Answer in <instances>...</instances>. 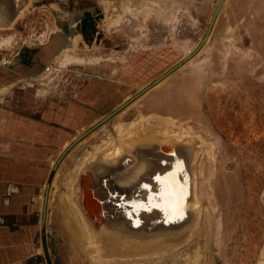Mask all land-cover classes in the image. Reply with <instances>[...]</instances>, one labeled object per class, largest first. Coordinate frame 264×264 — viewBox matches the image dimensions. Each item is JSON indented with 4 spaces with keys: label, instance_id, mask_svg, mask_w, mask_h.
<instances>
[{
    "label": "rangeland",
    "instance_id": "obj_1",
    "mask_svg": "<svg viewBox=\"0 0 264 264\" xmlns=\"http://www.w3.org/2000/svg\"><path fill=\"white\" fill-rule=\"evenodd\" d=\"M120 1L0 0V13L4 12L3 17L6 16L5 22L0 24L3 27L0 28V37H13L10 46L0 47V89L7 87V91L0 95V107L25 118L45 116L51 121L52 138L59 137V131H56L62 129V134L66 135L62 139L69 144L73 138L91 128L95 120L126 102L114 115L67 150L57 163L47 190L43 221L50 264H90L92 258L89 253L94 254V246L98 247L103 260L113 261L112 258L117 255H109L94 239L88 243L90 248L79 249L61 221L59 198L67 192L63 181L73 176L72 168L76 162L107 137L114 120H133L140 110H158V115L175 119L179 130H184L183 134L187 132V142L186 138L182 140L184 135L179 139L180 143L189 147L196 158H192L195 160L191 162L192 166L195 165L192 170L197 169L198 173L201 170V175L192 177V181L196 179V184L198 181V188L205 183L208 189L206 193L203 189V195L202 188L197 193L200 196L201 192L202 196L199 228L193 233L197 242H192L194 237L184 240L177 247L179 257L174 260H177L175 264H187L184 257L189 252L186 250L192 252L190 256H195V251L198 254V257L195 256L197 259L192 257V262L188 264H258L264 246V0H225L203 48L206 58L202 65L191 71L186 69L187 62H184L158 85L151 83L181 60L178 48L171 45L172 32H168L170 28L160 16L146 15L141 9L133 10L131 14L125 9H118ZM175 4L183 12L175 31L176 39L199 42L215 0H179ZM107 6L121 14L118 25H105V19L110 15L105 9ZM85 12L92 20L90 25L87 20L81 23ZM189 16L196 20L195 23ZM140 23H143V28H139ZM131 28L136 33L142 30L139 33L142 38L134 47L129 46L124 36L130 35L127 30ZM229 30L232 35L225 40ZM79 31L83 32V37L78 35L77 54L84 55L86 43H91L95 50H87L85 55L93 53L105 59L116 52L123 56L121 63L100 60L93 65L58 69L53 72L51 83L43 82L47 83L45 92L36 91L42 87L37 83L28 87L25 84L27 80L42 78L49 70L57 51V48L53 50L54 44L65 45ZM119 34L121 37H118ZM141 40L145 48L140 46L143 45ZM120 111L123 112L117 118L115 115ZM146 130L144 128L141 134L148 132ZM62 145H53L51 167L62 152ZM162 145L167 153L174 147L173 143L166 141ZM197 146L202 149L199 155ZM100 167L98 177L102 178L105 172L108 173H104L107 178L110 174L108 166L103 163L98 169ZM88 170L82 179L85 187L82 193L88 194L84 197L87 203L95 201L93 203L97 207L88 208L87 212L97 220L95 215L100 211L98 202L96 204L98 200L92 195L94 177ZM43 190L44 186L37 194L36 209L33 211L37 214L36 230H31V240H18L17 236L22 235H14L13 240H8L7 234H2L5 239L0 240V264H46L37 230ZM208 221L216 225L213 230L209 229L211 223ZM169 255L165 254L164 259L168 257L169 260L166 263L165 259L163 264L172 263L173 258L171 260ZM119 257L114 261L124 264L123 258L127 256ZM129 257L133 259L135 256Z\"/></svg>",
    "mask_w": 264,
    "mask_h": 264
},
{
    "label": "bare ground",
    "instance_id": "obj_2",
    "mask_svg": "<svg viewBox=\"0 0 264 264\" xmlns=\"http://www.w3.org/2000/svg\"><path fill=\"white\" fill-rule=\"evenodd\" d=\"M175 1L178 2L179 0H122L120 1L118 9H125L124 11H127L129 14H131L133 10L138 11L141 9L144 13H146V15L155 14L158 17L160 16L165 24H168V27L170 28L168 32H172L170 34L171 45L178 48V51L180 52V59H182L193 52L198 42H191L187 39L185 40V38L183 39V41H178L176 39L175 31L177 25L179 24L178 20L180 19L179 17H181L180 14H182L183 12L180 10V6L175 4ZM216 1L217 0H215V4ZM224 1L225 0H223L222 5L224 4ZM183 6L187 7V5ZM142 7L144 9H142ZM186 7H184V11ZM214 8L215 5L211 10L210 18L214 11ZM105 9H107L109 11L108 13L110 14L105 19V25L107 27L118 25L121 14L117 10H114V8L110 10L108 6L105 7ZM187 12L188 11H186V13ZM3 14L4 12L0 13V24L5 22L6 19V16L4 18ZM139 14H142V12H139ZM215 17H217V15ZM190 19L192 18L190 17ZM195 21L196 20L192 19L193 23H195ZM139 28H143V23H140ZM132 29L133 28L127 30L130 35H124L126 36V40H128V42L130 43V45L128 44L130 47H134V45L139 44L138 41H140L139 39L142 38L141 34H139L140 32H142V30L139 29L140 32L136 33L135 29V32ZM231 32L229 30V32L226 33L225 40L230 38V35H232ZM82 33L80 32L77 33V35L71 36L68 42L63 46H59V44L55 43L53 50L57 48V51L55 53V56L51 59L52 61L50 62L51 66L49 70H47L42 78L27 80L25 84H27L28 87H32L34 83H37L42 87H40V89H37L36 91L45 92V86H47L48 82L51 83L52 74L58 69L60 70L70 66L83 67L87 65H93L100 60H106L109 63L113 64L121 63V61L123 60V56L117 55L116 52H113L112 57H106L105 59H102L99 55H94L93 53H88V55H85V53H87V50H95V46L91 43H86V48L83 51L84 55L77 54L76 52H78V46L76 42L78 41L77 39H79L80 36L83 37ZM133 34L135 36H132ZM119 35L118 37H121V35ZM207 39L203 43L199 51L190 60L187 61L186 69L195 71L197 67L202 65L203 59L206 58L205 53H203V48L206 46ZM12 41V35L0 37V47L10 46V43ZM140 46L144 48L146 47L145 44ZM142 70L144 71V69ZM44 81H47V83H43ZM161 82L162 81L158 82L157 85ZM6 91V86L5 88H1L0 95L4 94V92ZM149 108L151 109L152 107ZM122 112L123 111H120L115 116L117 118H120L119 115ZM158 112V110H151L147 112H142L140 110L133 120L122 121V119H115L111 127L112 130H110V132L108 131L107 137L105 136L106 138L102 140L101 143L96 144L93 151L84 153L83 156L78 160V162L75 161L76 164L72 168V171L74 173L73 176L69 179H67V177L65 181H63L67 192H63L60 195L58 211L61 216L62 223L65 224V227L69 232L70 238L72 239V241H74V244L78 246L79 249H84L85 246H87V248H90V244L88 243H90V241L94 239L99 242V247L105 249L109 255L113 254L115 256L117 254L118 257L127 256V258H123L124 264H163V261H165V259H167L166 263H168L169 258L167 257L164 259V257L165 254L167 256L169 255V253L172 254L169 255L170 259L173 258V261H170L172 262L171 264H175L177 263L179 257V253L177 254V247L182 242H184V240H191L194 237L193 233L194 230L197 231L199 228L198 224L201 216V209L199 206L200 200L202 198L201 192L203 195V189H205V193L208 192V189L205 186L206 184L202 183L204 184L201 187L203 191L201 190L200 196L197 195L198 190H200L201 188H198V181L196 184V179L192 181V177L198 178V175H201V170L199 173L197 169L196 171L192 170V167L195 166H192L191 163L193 162L192 160H194L192 158H195L193 157L192 150L189 147L182 146L180 143L179 139L181 137H184L185 135L183 134L184 130L183 128L181 129L183 131L179 130L175 119L158 115ZM99 120H95L93 122V125L91 126L97 124ZM180 124L181 123H179V125ZM143 127L147 129L148 132H144V134L142 135L141 132L144 129ZM186 136H188L187 132L185 137L181 139L184 141L186 138L185 141L187 142L188 137ZM192 140H190L189 142H191ZM164 141L173 143L174 147L170 149V153H167L165 151V148L162 145ZM67 145L68 143L63 144L61 146V151ZM201 145H203L202 140ZM198 147L199 146H197V148ZM200 149L201 148H198V150H196L197 155H199V153L201 152L202 149ZM207 153L209 154V152ZM102 161L104 163V166H108L106 167L108 171L105 168V170L110 173L108 177L106 176L107 178H105L104 175L108 173L105 172H103V174L101 175L104 178L98 177V173L102 169L101 167L98 169V166H100V164L103 165V163H101ZM92 168L93 170H91ZM87 169L90 170L93 175L92 177H94V189L91 188V190L93 189V193H90H92V195L98 200L96 201V204L98 202L100 215H97L95 213V216H97V220L91 218L87 212V210L89 211V209L92 210V208L97 207L94 206L95 201H93L94 203H87L84 197L88 194L84 195L82 193L85 188L83 187L82 179L85 176L84 173ZM65 172L67 171L65 170ZM158 176L161 177V180H163V178L165 177H168V179L164 183H161L160 180L156 179V177ZM145 185H147L148 187L145 188ZM208 197L211 196L208 195ZM210 199L209 201H211ZM204 213L206 212L204 211ZM210 223V227L212 229H209L213 230V226L216 227V225H214V222L210 221L209 224ZM193 241H196L195 237L192 242ZM95 243H93V246ZM92 249L94 250L95 255L92 253L91 255L89 253L92 258L90 264H116L120 262L119 260H115L117 262L114 261V259L118 258H116L117 255L115 256V258H112L113 261L103 260L101 258L98 247L94 246ZM186 251H188L189 254L185 252V263L188 264L189 262H192V257L194 259H197L195 258V256L198 257V254L196 253L197 251H195V256L193 255L194 253L191 254L193 256H190V253L192 252L189 250ZM129 256L135 257H133V259H130ZM259 258L260 259L258 264H264V246L261 250V257ZM175 259L177 260L174 261Z\"/></svg>",
    "mask_w": 264,
    "mask_h": 264
},
{
    "label": "crops",
    "instance_id": "obj_3",
    "mask_svg": "<svg viewBox=\"0 0 264 264\" xmlns=\"http://www.w3.org/2000/svg\"><path fill=\"white\" fill-rule=\"evenodd\" d=\"M50 122L45 116L25 118L0 107V240L5 239L2 234L8 240L14 235L31 240V230H36L33 211L51 167L53 145L67 142L62 129L52 138Z\"/></svg>",
    "mask_w": 264,
    "mask_h": 264
},
{
    "label": "water",
    "instance_id": "obj_4",
    "mask_svg": "<svg viewBox=\"0 0 264 264\" xmlns=\"http://www.w3.org/2000/svg\"><path fill=\"white\" fill-rule=\"evenodd\" d=\"M223 0H217L216 4H215V8L214 11L211 15V18L207 24V27L205 29V32L203 34V36L201 37V39L199 40L196 48L193 50V52L186 56L185 58H182L180 60V62H178L177 64H175L172 68H170L168 71H166L164 74L158 76L152 83L151 85L157 84L158 82H160L166 75H168L171 71H173L174 69H176L178 66H180L182 63L187 62L188 60H190L198 51L199 49L202 47L203 43L206 41L208 34L211 30V27L213 25V22L215 20V16L217 15V12L220 9V6L222 4ZM83 19L81 20V23L83 21H88L89 25L91 24L92 20L90 18L89 13L85 12L83 14ZM88 26V25H87ZM149 88V87H148ZM126 104V102L122 103L119 107H117L116 109H114L112 112L106 114L101 120H99V122L97 124H95L94 126H92L91 128L87 129L85 132L81 133L80 135L76 136L60 153L59 157L57 158V160L55 161V163L52 165V167L49 170L46 182L44 184V190H43V195H42V206H41V214H40V222H39V235H40V243H41V250L45 259L46 264H50L48 256H47V250L45 247V238H44V227H43V221H44V212H45V202H46V198H47V190L49 187V182L51 181V178L53 176V173L55 171V168L57 166V163L61 160V158L64 156L65 152L67 150H69L73 145H75L80 139L83 138V136H85L86 134H88L89 132H91V130H93L94 128H96L97 126H99L100 124H102L103 122H105L108 118H110L112 115L115 114V112H117L119 110V108H122L124 105Z\"/></svg>",
    "mask_w": 264,
    "mask_h": 264
},
{
    "label": "snow or ice",
    "instance_id": "obj_5",
    "mask_svg": "<svg viewBox=\"0 0 264 264\" xmlns=\"http://www.w3.org/2000/svg\"><path fill=\"white\" fill-rule=\"evenodd\" d=\"M156 179H157V180H160L161 183H164L165 181H167L168 177H165V178H163V180H161V177L158 176V177H156ZM144 187L147 188L148 186L145 185Z\"/></svg>",
    "mask_w": 264,
    "mask_h": 264
}]
</instances>
